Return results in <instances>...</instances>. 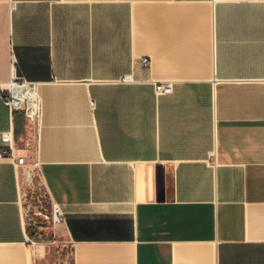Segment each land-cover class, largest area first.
Returning <instances> with one entry per match:
<instances>
[{
  "label": "crops",
  "instance_id": "crops-1",
  "mask_svg": "<svg viewBox=\"0 0 264 264\" xmlns=\"http://www.w3.org/2000/svg\"><path fill=\"white\" fill-rule=\"evenodd\" d=\"M10 80L34 83L41 115L34 157L15 135L27 165L0 158V264H59L58 247L72 264H264V0H0V145L21 122ZM32 162L66 216L33 211L34 245Z\"/></svg>",
  "mask_w": 264,
  "mask_h": 264
},
{
  "label": "built area",
  "instance_id": "built-area-1",
  "mask_svg": "<svg viewBox=\"0 0 264 264\" xmlns=\"http://www.w3.org/2000/svg\"><path fill=\"white\" fill-rule=\"evenodd\" d=\"M141 62L143 65L147 66L149 64V60L147 57H142ZM135 79L133 78L132 74H124L120 76L116 82L118 83H130L134 82ZM8 83H17V84H28L35 87L34 83L27 82V81H19V80H10ZM155 90L158 93H170L172 90L170 82H161L155 84ZM6 97L4 103L10 107L11 109H17L23 112V116L29 122L36 124L38 129V123L40 119V104L38 108L32 111L24 99L18 100L8 87L6 89ZM1 142L0 145V158H10L14 160L15 166H25L27 165L26 157L21 156L15 153L18 149V146L15 142V130L13 126H10L8 129L2 131L1 133ZM27 146V144H25ZM35 166L36 162H32L29 165V168L26 170V182L28 184V190L31 191L34 188V179H35ZM33 205L30 203H26L25 207V215L28 218V225L31 230V237L28 238L27 242L30 245H34L37 243V240L34 236H38L39 238L43 237L42 230L46 225L41 224L39 220L36 218V215L33 213ZM35 211V209H34ZM37 211H40L37 209ZM42 212V211H40ZM45 221H48L50 225L61 224L66 221V216L64 211L58 205H51V209L49 214L46 216ZM48 226V225H47ZM54 242L51 240L50 243ZM63 252V249L62 251ZM59 264H72V256L70 251H64V254L58 258Z\"/></svg>",
  "mask_w": 264,
  "mask_h": 264
},
{
  "label": "rangeland",
  "instance_id": "rangeland-1",
  "mask_svg": "<svg viewBox=\"0 0 264 264\" xmlns=\"http://www.w3.org/2000/svg\"><path fill=\"white\" fill-rule=\"evenodd\" d=\"M17 138L21 144H27L29 152L31 156H35V149H36V139H37V125L33 124L29 121H24L22 129L18 132ZM26 203H30L33 205V211L40 210L44 213L49 214L51 205L49 203V199L47 193L41 184L40 180L37 176H35L34 188L31 191H26ZM62 248L58 247L55 251V258L58 259L60 256L64 254V251H69V249H64L63 252Z\"/></svg>",
  "mask_w": 264,
  "mask_h": 264
},
{
  "label": "bare ground",
  "instance_id": "bare-ground-1",
  "mask_svg": "<svg viewBox=\"0 0 264 264\" xmlns=\"http://www.w3.org/2000/svg\"><path fill=\"white\" fill-rule=\"evenodd\" d=\"M8 88L13 91L18 100L24 99L32 111L38 108L39 100L34 86L28 84L8 83Z\"/></svg>",
  "mask_w": 264,
  "mask_h": 264
},
{
  "label": "trees",
  "instance_id": "trees-1",
  "mask_svg": "<svg viewBox=\"0 0 264 264\" xmlns=\"http://www.w3.org/2000/svg\"><path fill=\"white\" fill-rule=\"evenodd\" d=\"M13 114H14V118L16 119V117H20L21 118V122L20 125L15 127V135H18V132L22 129L23 124H24V117H23V112L17 109L13 110Z\"/></svg>",
  "mask_w": 264,
  "mask_h": 264
}]
</instances>
